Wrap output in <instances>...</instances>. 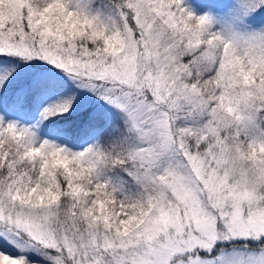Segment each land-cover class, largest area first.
<instances>
[{"label": "snow or ice", "instance_id": "snow-or-ice-1", "mask_svg": "<svg viewBox=\"0 0 264 264\" xmlns=\"http://www.w3.org/2000/svg\"><path fill=\"white\" fill-rule=\"evenodd\" d=\"M0 264H264V0H0Z\"/></svg>", "mask_w": 264, "mask_h": 264}]
</instances>
